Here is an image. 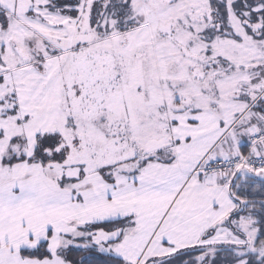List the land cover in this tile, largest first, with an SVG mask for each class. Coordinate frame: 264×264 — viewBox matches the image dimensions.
Listing matches in <instances>:
<instances>
[{"label":"snow or ice","instance_id":"snow-or-ice-1","mask_svg":"<svg viewBox=\"0 0 264 264\" xmlns=\"http://www.w3.org/2000/svg\"><path fill=\"white\" fill-rule=\"evenodd\" d=\"M0 264H264V0H0Z\"/></svg>","mask_w":264,"mask_h":264}]
</instances>
